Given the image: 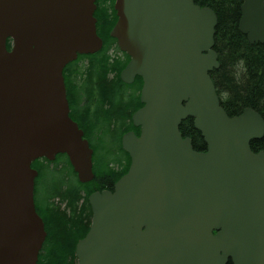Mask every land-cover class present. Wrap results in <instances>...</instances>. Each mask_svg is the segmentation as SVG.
I'll use <instances>...</instances> for the list:
<instances>
[{
  "label": "water",
  "instance_id": "water-1",
  "mask_svg": "<svg viewBox=\"0 0 264 264\" xmlns=\"http://www.w3.org/2000/svg\"><path fill=\"white\" fill-rule=\"evenodd\" d=\"M196 0H116L111 31L143 79V104L122 139L129 172L90 196L78 264H264V118L229 117L211 72L218 16ZM97 0H0V264H37L47 238L33 162L66 155L81 184L93 154L71 118L64 70L104 46ZM240 31L264 45V0H243ZM11 40V49L8 42ZM201 132L197 152L180 127Z\"/></svg>",
  "mask_w": 264,
  "mask_h": 264
},
{
  "label": "trees",
  "instance_id": "trees-1",
  "mask_svg": "<svg viewBox=\"0 0 264 264\" xmlns=\"http://www.w3.org/2000/svg\"><path fill=\"white\" fill-rule=\"evenodd\" d=\"M116 0H97L95 18L97 33L103 48L93 55H80L64 71L68 97L81 92L76 100L84 126L85 137L96 148L93 181L81 184L69 161L60 155L55 164L46 159L33 162L39 168L36 209L45 223L47 238L37 264H78L76 246L86 237L92 223L89 204L93 191L103 190L129 172L131 158L123 150L121 140L126 132L139 130L132 117L143 106L140 95L142 78L134 84H124L120 78L130 61L120 52L111 31L117 23ZM202 8H211L218 16L215 48L220 67L211 72L221 105L230 118L241 115L247 108L264 118V45L250 44L240 31L243 0H196ZM11 49V40L8 42ZM68 72V74H67ZM75 110V109H74ZM75 110V111H76ZM76 111V112H77ZM180 132L191 138L197 152L207 149L193 119L182 123ZM254 153L264 152V137L251 144ZM57 175L62 176L61 180ZM229 264H233L231 261Z\"/></svg>",
  "mask_w": 264,
  "mask_h": 264
},
{
  "label": "flooded vegetation",
  "instance_id": "flooded-vegetation-1",
  "mask_svg": "<svg viewBox=\"0 0 264 264\" xmlns=\"http://www.w3.org/2000/svg\"><path fill=\"white\" fill-rule=\"evenodd\" d=\"M77 66H78V59H77ZM67 68V67H66ZM65 68V69H66ZM67 74H68V72H67ZM138 80V78L135 80V82ZM134 82V83H135ZM133 83V84H134ZM73 96V98H76V100H79V104H80V106H82V103H81V92H76L75 94H73L72 95ZM76 100L74 99H71L70 97H68V103H69V105H70V114L69 115H71V118L73 119V121H75L76 123H77V125L78 126H80V128L81 129H83L84 130V126H83V124H81L80 123V120H79V118H81V116H80V113H79V111H77L76 110V107L78 106V104L76 103ZM77 111H75V110ZM139 130V132H140V129H138ZM129 132H134L135 134H136V132L135 131H133V130H129ZM129 132H126L125 134H124V136L126 135V134H128ZM84 135H85V131H84ZM124 136H123V138H124ZM139 136H140V133H139ZM85 137V136H84ZM87 140H88V142H89V145H90V148H92L93 149V151H94V156H93V160H94V166H95V152H96V148L94 147V146H92V142L90 141V139L88 138V137H85ZM122 138V139H123ZM185 138V137H184ZM121 146H122V140H121ZM207 150V149H206ZM206 152V151H205ZM64 156V155H63ZM59 156H57L56 157V159L54 160V161H51V162H53L54 164L57 162L58 163V161L57 160H61V159H63V161H64V159L65 160H67L68 161V158L66 159V158H61V159H59L58 158ZM69 163H70V161H69ZM94 166H93V171H94ZM33 169L34 170H36L37 171V173H38V177L40 176V174H39V168H34L33 167ZM95 172V171H94ZM38 177H37V179H36V181H35V186H36V188H35V193H36V190L38 189V185H37V180H38ZM116 184V183H115ZM115 184L113 185V187L112 186H108L107 188H104L103 190H97V191H93V193L92 194H94V193H97V192H103V191H111V192H113L114 191V186H115ZM91 194V195H92ZM90 195V196H91Z\"/></svg>",
  "mask_w": 264,
  "mask_h": 264
},
{
  "label": "rangeland",
  "instance_id": "rangeland-1",
  "mask_svg": "<svg viewBox=\"0 0 264 264\" xmlns=\"http://www.w3.org/2000/svg\"><path fill=\"white\" fill-rule=\"evenodd\" d=\"M56 177L58 180H61V178H62V176H60V175H57Z\"/></svg>",
  "mask_w": 264,
  "mask_h": 264
}]
</instances>
